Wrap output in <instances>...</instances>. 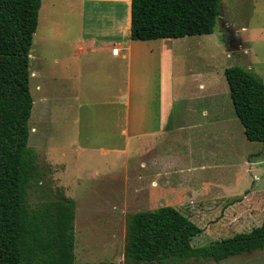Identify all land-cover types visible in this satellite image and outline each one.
Masks as SVG:
<instances>
[{
    "label": "rangeland",
    "instance_id": "374dc122",
    "mask_svg": "<svg viewBox=\"0 0 264 264\" xmlns=\"http://www.w3.org/2000/svg\"><path fill=\"white\" fill-rule=\"evenodd\" d=\"M69 2L76 0H41L29 53L35 74L30 77L28 144L37 154L40 174L28 200L32 206L63 195L75 200L76 261L124 264L127 216L162 206L179 209L203 227L192 238L195 246L260 225L264 143L247 139L224 70L240 65L264 80V0H222L212 33L166 39V48L155 42L154 53L142 52L146 65L139 87L152 98L157 88L153 81L165 84V105L171 112L149 155L142 137H131L126 152L100 149L120 148L125 136L101 125L99 114L111 104L89 100L86 93L93 86L84 83L85 76L82 101L71 99L73 84L78 85L72 77L83 19L79 10L68 8ZM201 85L207 90L202 92ZM202 111L208 112L210 123L195 129L193 122L208 119ZM155 157L176 160L161 175L172 188L161 197L148 194L147 169L141 165ZM241 255L264 264V248Z\"/></svg>",
    "mask_w": 264,
    "mask_h": 264
},
{
    "label": "trees",
    "instance_id": "16d2710c",
    "mask_svg": "<svg viewBox=\"0 0 264 264\" xmlns=\"http://www.w3.org/2000/svg\"><path fill=\"white\" fill-rule=\"evenodd\" d=\"M222 0H132L131 38H180L210 34ZM41 0H0V264H87L76 261L73 198L32 206L28 190L40 174L28 144L33 107L30 49ZM230 96L249 140L264 143V80L250 69L224 70ZM203 228L173 206L130 213L124 264L188 258L221 261L264 248V221L209 244L192 238ZM109 264V263H102Z\"/></svg>",
    "mask_w": 264,
    "mask_h": 264
},
{
    "label": "crops",
    "instance_id": "0c3cea01",
    "mask_svg": "<svg viewBox=\"0 0 264 264\" xmlns=\"http://www.w3.org/2000/svg\"><path fill=\"white\" fill-rule=\"evenodd\" d=\"M67 4L72 11L79 10L83 19L81 21L83 30L77 40L81 53L78 55L75 76L72 77L78 85L73 84L74 91L71 99L82 101L81 81L85 76L84 83L93 86L89 93H86L89 100L111 104V109L99 114L102 119L101 125L108 129L107 132L125 136L124 144L120 145V148L101 147L100 149L103 152H126L131 137H142L144 151L149 155V149L157 148V135L165 132L168 114L171 112L168 105H165V84H160L158 80L153 81V88H157L152 98L150 93L139 87L142 71L146 65L141 54L145 49L147 52L154 53L155 49L152 45L155 42L166 48V39L173 38L132 39V0H76L74 3ZM45 5L46 3L42 12ZM163 53L165 54V51ZM34 74L31 72V75ZM201 90L204 92L207 88L201 85ZM202 117L204 119L208 117V119H197L191 126L198 129L209 125L208 112L202 111ZM182 127L183 124L181 129ZM175 161L156 157L148 159L147 162L141 161V165L147 169L148 176L145 178V184L148 194L161 197L162 193L170 188L167 186L170 183L168 177L161 175H166L165 172L176 163ZM190 213L198 212L190 211ZM241 258L243 256L237 254L221 261L188 258L145 264H215L214 262L216 264H253L252 259L246 261ZM256 262L257 260L254 264L260 263Z\"/></svg>",
    "mask_w": 264,
    "mask_h": 264
}]
</instances>
